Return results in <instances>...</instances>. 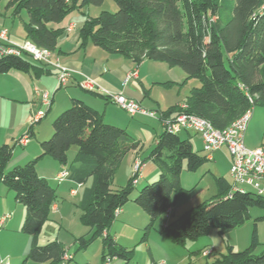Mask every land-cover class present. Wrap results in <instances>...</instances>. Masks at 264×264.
I'll return each instance as SVG.
<instances>
[{"label":"trees","instance_id":"obj_1","mask_svg":"<svg viewBox=\"0 0 264 264\" xmlns=\"http://www.w3.org/2000/svg\"><path fill=\"white\" fill-rule=\"evenodd\" d=\"M115 1V11L104 9L85 21L80 29L83 43L90 39L104 51L128 58L137 66L153 60L181 67L187 79L200 81L180 102L186 105L184 111L205 118L216 128H226L255 104L264 105V0ZM103 3L104 0H8L7 6L14 15L27 10V39L54 51L62 31L54 24L61 23L72 9ZM12 69L36 76L52 71L28 55L0 56V74ZM180 103L161 111L162 118L182 111ZM52 127L51 135L40 141V153L22 165H10L16 142L0 144V182L25 206L21 229L31 237L25 260L40 264H71L74 259L64 260L68 249L59 239L38 242L59 199L58 187L38 172L37 163L42 157H52L61 170L68 171V180L83 186L82 221L92 228V235L78 239L80 248L99 237L103 242L102 262L116 257L125 264L132 259L133 249L122 245L110 232L121 209L134 202L147 214V227L153 226L174 206V193L182 189L183 169L196 171L209 160L207 154L195 149L189 136L164 127L149 152L134 160L127 184L116 189L113 179L123 159L132 151H144L142 139L106 120L103 112L78 96H72L69 107L54 117ZM28 134L33 135L32 126ZM73 145L77 150L69 160ZM138 159L143 163L139 176L134 173ZM149 159L158 172L144 179L145 184L132 196ZM136 176L139 180L134 182ZM90 177L92 183L85 185ZM216 183L215 196L164 225L163 231L173 242L186 245L208 235L213 227L226 232L245 222L253 206H264V198L258 192L235 186L234 180L231 182L224 175L217 176ZM258 244L255 224L246 248L237 250L229 244L227 252L214 261L189 264H264V249L255 252Z\"/></svg>","mask_w":264,"mask_h":264},{"label":"rangeland","instance_id":"obj_2","mask_svg":"<svg viewBox=\"0 0 264 264\" xmlns=\"http://www.w3.org/2000/svg\"><path fill=\"white\" fill-rule=\"evenodd\" d=\"M7 1L0 0V6L3 11L5 10L4 6ZM105 6L106 10L109 11L117 9L115 0H106ZM23 12H25L23 13L25 16L28 14L25 9H23ZM21 14L16 16L18 24L22 23L23 18ZM142 66L144 72L148 74L146 80L147 88L151 89L152 97L155 100L152 101L151 97H147L144 101V107L146 108H155L154 104L159 103L162 108L168 109L170 106L184 101L186 93L190 94V88L195 84H200V81L196 78L187 79V75L181 67H171L164 61L147 60ZM135 69L137 70V68ZM14 74H0V144L18 142L26 135L29 127L32 125L31 121L34 120L33 111L35 108L37 109V105H41L39 97L35 96L32 88H27V86L23 85L21 87L19 81L15 82L17 77ZM53 78L56 79L55 76ZM170 79L175 82L170 83ZM36 85L42 90H50L51 93L55 92L50 79H47L44 85L39 83ZM16 87H19V89L16 90ZM66 90L67 88L62 87L58 91L67 92ZM33 95L34 99L32 98ZM63 97L64 95H60V99ZM67 107L69 106L62 108L60 112ZM114 108L113 113L115 115L122 118L125 115L130 119L128 131L136 139H142L144 143L143 154H147L154 145L156 136L164 130L162 122L144 116L129 117V114L125 110L118 107ZM160 113L164 114L161 111ZM54 115L58 114L51 111L46 116L47 118L45 117V121L41 126L43 133H46L49 127L52 126L53 119L56 117ZM33 124L34 126L37 125V121H33ZM50 135L48 134L46 137ZM181 135L189 136L193 141L195 149L201 154H206L199 136L193 131H191L190 135L187 131L183 130ZM32 140H34V137ZM245 143L250 148L264 146V105L262 104L258 103L253 107V116L246 131ZM22 148V146L18 145L17 152L19 153ZM76 150V145L70 148L68 152L69 160L73 159ZM230 159L226 147H223L214 153V160L209 159L196 171L183 169L181 174L182 189L174 193L173 198L176 199V202L172 207L173 211L161 216L153 226L147 227V215L141 207L132 201L126 204V206L133 207L129 208V212L126 211L121 216H117L110 227V232L122 245L133 249L132 259L127 264L212 262L219 258L222 253L227 252L229 244L234 245L237 250H242L249 246L255 224L259 238V244L255 252H261L264 249V206H253L250 209V217L232 229L221 233L217 227H213L208 235L189 241L186 245L173 242L163 231L165 221L174 220L193 206L217 194V176L224 175L229 181L233 182L230 174ZM26 162L23 161L18 165L25 164ZM41 162L39 163L41 164ZM132 173L133 164L131 162V155L128 153L113 179V188L119 189L124 187L132 176ZM50 180L58 187L59 209L57 211L52 209L50 219L45 222L39 233L38 242L44 244L53 239L61 240L68 249L65 252L64 260H71L74 257L73 254L75 255L71 264H84L85 262L89 264H102L103 242L101 238H95L86 248H80L78 242L79 238H89L92 235V228L82 221L83 209L80 206V193L83 186L74 184V188L77 189L76 195H71L69 180L61 183H58L53 177ZM144 181V179H140V182L135 186L132 196L138 193L139 189L145 184ZM91 183L92 178L90 177L85 185H90ZM241 187L246 190H253L248 185H241ZM2 215L8 216V220L0 228V259L8 264H40L31 259L25 260L31 245V237L21 229L25 216V206L23 203L15 200L14 192L7 185L0 182V216ZM122 216H127V218L122 219ZM206 250H209V252L213 251V253L205 254Z\"/></svg>","mask_w":264,"mask_h":264},{"label":"crops","instance_id":"obj_3","mask_svg":"<svg viewBox=\"0 0 264 264\" xmlns=\"http://www.w3.org/2000/svg\"><path fill=\"white\" fill-rule=\"evenodd\" d=\"M105 3L106 0H104L103 5L101 6L87 4L81 8L72 9L61 23L54 24V27L62 29L58 38L57 47L53 51L54 56L59 58L60 61L70 69L77 71L73 74L72 78L70 79V81L66 86H59L57 74L54 70L45 72L39 76H36L32 72H25L17 69H12L7 73H4L5 75H9L10 73H15L14 75L17 77L15 79V82L19 81L21 87L23 85L25 87L27 86V88H32V91H34L35 96L37 95V97H39V101L41 104V105H37V109L35 108V110L33 111L34 120L31 121L33 135H30L28 133L26 134L29 136V141L25 145L16 142L17 144L14 148V153L10 165L20 164L23 161L26 162L32 159L33 157H36L40 153L41 151L40 141L46 136H48V134L50 135V133L53 130L51 126L49 127L48 131H46V133H43L41 131V126L45 121V117L51 111L56 112V114H58L60 110H62V108L69 106L72 96H78L83 98L88 104L96 107L98 110L103 112L104 118L106 120L116 123L126 128L127 130L130 124V119H128L125 115H123L122 118L113 113V109H115L114 107H118V108L120 107L114 102H112L110 98H108L107 92H123L128 97L140 101L143 106H145L144 101L146 100L147 97H151V100L155 101L154 98L152 97L151 89L147 88L146 80L148 78V74L144 72L142 66V64L145 61L141 63L139 66H137L132 60L128 58H125L123 56L112 55L104 51L102 48L92 43L90 39H88L85 43L82 42L83 40L80 36L81 27L83 26L86 20L90 19L91 17H95L99 15L102 10L106 9ZM4 8L5 10L3 11V9H1L0 6V28H7L11 38L17 42L26 40L27 34L25 29V23L28 20V14L25 16V14H23L25 12H23L22 10L19 13V15L22 13L21 14L23 18L22 23L18 24V22H16L17 15H14L12 13V8L8 7L7 3L5 4ZM135 68H137L138 76L133 77L131 80L128 81V83L125 84L124 79L126 77V74L131 70H136ZM78 71L81 73H78ZM54 76L56 77V79L53 78ZM86 76L96 81L97 83L96 90L90 91L81 86V81L84 80ZM47 79H50L52 88L55 90V92L53 93H51V91L48 90L51 99L50 105H46L43 102L41 96L36 94L35 92V87H38L36 84L39 83L41 85H44ZM170 80H171L170 83L175 82L172 81V79ZM62 87L67 88L66 90L67 92L58 91ZM17 89H19V87H16V90ZM186 94L187 95H185V97L188 96V93ZM60 95H64V97L60 99ZM32 98L34 99V95ZM154 107L155 108L149 107V109H155L158 110L159 112L167 110V108H162L159 103H155ZM39 114H41L40 117H38ZM33 121H37V125H35L36 127L34 126ZM188 134L191 135V132H188ZM33 137L34 140H32ZM200 141L202 144L201 138ZM18 145L23 147L19 153L17 152ZM219 150H217L216 152H218ZM130 155H131V162L133 164L134 160L137 157L142 158L146 154H143V151H132L130 152ZM40 161H42L41 164L39 163ZM37 165H38L37 167L38 172L41 175L47 177L48 179L49 178L51 179V177L55 179L57 173L61 171V165L52 157L47 155L42 157L38 161ZM157 172H158V168L156 164L149 159L145 161L144 169L140 176V179H147L154 177L156 176ZM68 183L70 186V190L76 189L74 188V184H78L77 182L72 180H69ZM132 207L133 206L125 205L121 209L118 216H121V214H124L126 211L129 212L130 210L129 208ZM58 209H59V204L56 203L53 206V210L57 211ZM171 211H173V209H171ZM121 218L122 219L127 218V216H122ZM147 221H148V216H147ZM170 221H172V219L165 221L164 225L169 223ZM198 251H200V249H198ZM73 256L75 258L74 254ZM102 264H125V263L122 259L114 257L104 263L102 262Z\"/></svg>","mask_w":264,"mask_h":264},{"label":"built area","instance_id":"obj_4","mask_svg":"<svg viewBox=\"0 0 264 264\" xmlns=\"http://www.w3.org/2000/svg\"><path fill=\"white\" fill-rule=\"evenodd\" d=\"M6 54L28 55L33 60L54 70L57 74L59 86H66L73 74L77 72L64 65L59 58L54 56L52 50L41 47L29 39L17 42L11 38L7 28H0V56ZM78 73L81 72L78 71ZM137 76V70L129 71L126 74L124 83H128L132 77ZM81 86L87 90L94 91L96 90L97 83L94 79L86 76L81 81ZM35 92L41 96L46 105H50L51 99L48 90L35 87ZM107 96L131 117L144 116L150 119L160 120L166 129L174 132H181L183 130L196 132L202 138L203 149L209 159L213 158L217 150L226 146L231 154L230 172L235 186H251L253 190L264 198V146L250 148L245 143L246 131L253 116L254 106L226 128L219 129L214 127L205 118L185 112V103L180 104L182 111L179 113L162 118L158 110L144 107L140 101L128 97L123 92H107ZM28 141L29 136L24 135L18 142L25 145ZM142 167L143 163L141 160H136L134 173H138L139 176ZM68 175L67 170H61L57 173L55 179L61 183L68 180ZM138 176L135 177L134 182L139 180ZM71 193L75 194L76 189H71ZM7 217L6 215L0 216V228L4 226ZM208 252L209 250L205 251V253ZM0 264L8 263L0 259Z\"/></svg>","mask_w":264,"mask_h":264}]
</instances>
